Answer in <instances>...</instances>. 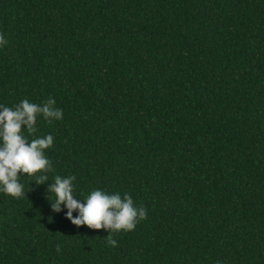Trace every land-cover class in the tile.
Wrapping results in <instances>:
<instances>
[{
    "label": "trees",
    "instance_id": "obj_1",
    "mask_svg": "<svg viewBox=\"0 0 264 264\" xmlns=\"http://www.w3.org/2000/svg\"><path fill=\"white\" fill-rule=\"evenodd\" d=\"M0 34V104L63 110L49 181L0 193V264H264V0H0ZM55 175L147 217L112 246Z\"/></svg>",
    "mask_w": 264,
    "mask_h": 264
},
{
    "label": "clouds",
    "instance_id": "obj_2",
    "mask_svg": "<svg viewBox=\"0 0 264 264\" xmlns=\"http://www.w3.org/2000/svg\"><path fill=\"white\" fill-rule=\"evenodd\" d=\"M5 44L7 40L0 34V46ZM55 105L51 97L43 104L32 103L27 98L12 107L0 104V193L13 198L25 195L21 182L25 175L34 178L37 185L49 181L47 173L52 165L46 150L53 146L54 137L34 134L38 131V117L42 116L49 124L63 119V110ZM75 179V176L55 175L46 190L52 210L63 211L73 225L104 229L109 232L107 243L116 246L114 233L134 230L139 221L146 219L147 210L137 207L127 193L122 197L118 192L109 194L94 189L83 199H77ZM50 194L54 202L49 199Z\"/></svg>",
    "mask_w": 264,
    "mask_h": 264
}]
</instances>
